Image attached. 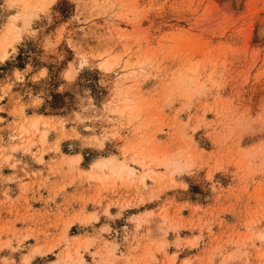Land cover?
I'll use <instances>...</instances> for the list:
<instances>
[{
    "label": "rangeland",
    "instance_id": "obj_1",
    "mask_svg": "<svg viewBox=\"0 0 264 264\" xmlns=\"http://www.w3.org/2000/svg\"><path fill=\"white\" fill-rule=\"evenodd\" d=\"M10 23L0 264H264V0H0Z\"/></svg>",
    "mask_w": 264,
    "mask_h": 264
},
{
    "label": "bare ground",
    "instance_id": "obj_2",
    "mask_svg": "<svg viewBox=\"0 0 264 264\" xmlns=\"http://www.w3.org/2000/svg\"><path fill=\"white\" fill-rule=\"evenodd\" d=\"M18 36V27L14 23H10L4 34L0 36V58L5 57L7 47L11 46Z\"/></svg>",
    "mask_w": 264,
    "mask_h": 264
},
{
    "label": "crops",
    "instance_id": "obj_3",
    "mask_svg": "<svg viewBox=\"0 0 264 264\" xmlns=\"http://www.w3.org/2000/svg\"><path fill=\"white\" fill-rule=\"evenodd\" d=\"M17 69L21 70L20 68H17ZM25 75L27 76V73L24 74V77H25ZM0 106H7L8 110H9V107H10L9 103H8L7 101L3 102V100H0ZM1 111H2V110H0V116H1V117H2V115H4V114H1L2 112H4L5 115H10V114L7 113L6 111H2V112H1ZM36 114H38V115H45V114H39V113H36ZM104 208H105V207H104ZM115 211H116V209H114V208H112V207H109V208H108V213H109V214L114 213ZM121 213H122V214H125V213H128V212H126V210L124 209V210H122ZM100 217H101V216L99 215V218H100ZM108 225L111 226V223H108ZM185 257L188 258V259L190 260V262H191V257H190V256H187V255H184V256H178V254H177V252H176V254H175V259H174L173 264H181V260H182L183 258H185ZM83 258H84V263H83V264L87 263V262H88V257H87L86 255H84ZM31 261H32V259H30L28 263L30 264Z\"/></svg>",
    "mask_w": 264,
    "mask_h": 264
}]
</instances>
